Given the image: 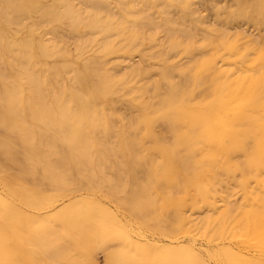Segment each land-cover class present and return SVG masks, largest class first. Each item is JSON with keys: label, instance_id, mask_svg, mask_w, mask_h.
Instances as JSON below:
<instances>
[{"label": "rangeland", "instance_id": "374dc122", "mask_svg": "<svg viewBox=\"0 0 264 264\" xmlns=\"http://www.w3.org/2000/svg\"><path fill=\"white\" fill-rule=\"evenodd\" d=\"M32 1L0 0V212L5 198L29 216L3 239L17 264H108L123 245V264H264L248 234L264 212V0ZM240 78L256 90L224 132L208 107Z\"/></svg>", "mask_w": 264, "mask_h": 264}, {"label": "bare ground", "instance_id": "6f19581e", "mask_svg": "<svg viewBox=\"0 0 264 264\" xmlns=\"http://www.w3.org/2000/svg\"><path fill=\"white\" fill-rule=\"evenodd\" d=\"M244 1V0H243ZM246 1V0H245ZM15 2V1H14ZM243 3V2H242ZM42 5L43 6H45L44 5V3H42V2H40V1H32L31 3H30V5H29V7H28V10L32 13V11H39L41 8H42ZM50 5H53V4H50ZM50 5H49V7H50ZM258 5V3H257V1L256 0H254V2H253V6H257ZM263 5V4H262ZM46 6H48V5H46ZM45 6V7H46ZM238 8V7H237ZM247 9V8H246ZM250 10V9H249ZM248 9H247V11L248 12H251V10L249 11ZM5 11V10H4ZM53 11V10H52ZM234 11H235V9H234ZM240 11V10H239ZM7 13H9V12H7ZM26 13V10L25 9H22V10H20L19 12H18V15H20V16H22V15H24ZM55 13V12H54ZM61 14V13H60ZM233 14V13H232ZM236 14V13H235ZM10 15H12V14H10ZM44 15V14H43ZM46 15V14H45ZM54 16V15H53ZM53 16H51V17H53ZM253 16V15H252ZM251 16V17H252ZM260 16V15H259ZM19 17V16H18ZM17 17V18H18ZM230 17V16H229ZM255 17V16H254ZM254 17H252V18H254ZM27 18V17H26ZM57 18V17H56ZM260 19V18H259ZM258 19V20H259ZM254 20H256V17H255V19ZM13 21V20H12ZM7 23H9V22H7ZM14 23V22H13ZM16 25V24H15ZM19 25V24H18ZM3 30V29H2ZM14 31V30H13ZM14 33V32H13ZM15 34H16V31H15ZM19 39V38H18ZM2 40V39H1ZM8 40V39H7ZM19 41V40H18ZM27 41V40H26ZM1 42V41H0ZM7 42V41H6ZM30 42V41H29ZM0 45H1V43H0ZM77 48V47H76ZM199 63V62H198ZM198 66V65H197ZM201 66V65H200ZM84 69H85V67H84ZM26 70V69H25ZM24 70V71H25ZM80 72V71H79ZM86 72V71H85ZM22 74V73H21ZM34 74V73H33ZM82 74H86V73H82ZM208 74V73H207ZM261 74V73H260ZM23 75V74H22ZM25 75H27V74H24V76ZM201 75V74H200ZM23 76V77H24ZM34 78H35V76H33ZM84 77L86 78V76L84 75ZM33 78V79H34ZM23 79V78H22ZM32 79V80H33ZM26 80V79H25ZM30 80V79H29ZM38 80V79H37ZM82 79H80V81H81ZM85 80V82H87V80L86 79H83V81ZM250 80V81H249ZM31 81V80H30ZM32 82V81H31ZM39 82V81H38ZM82 82V81H81ZM84 82V83H85ZM237 82H238V85H237V87H234V88H232V89H230L229 91H227L226 92V94H225V100L223 101V103L221 104V105H213V104H211L208 108L211 110V114L222 124V128H223V131L224 132H226L227 130H226V127H225V124L223 123V118H222V115H223V113L224 112H227L228 110H232L234 113H238L239 111H240V108H241V105H242V103H243V101L247 98V97H249V95L251 94V93H253L255 90H256V85H257V81L255 80V79H243V78H240V79H238L237 80ZM264 82V81H263ZM212 83V82H211ZM32 84V83H31ZM35 84H37V83H35ZM34 85V84H33ZM223 85V84H222ZM9 86V85H8ZM38 88V87H37ZM207 88V87H206ZM261 88H263V87H261ZM33 89H34V87H33ZM40 89V88H39ZM15 90V89H14ZM29 90V89H28ZM195 90V89H194ZM213 90V89H212ZM27 91V90H26ZM36 91H38V90H36ZM237 91H240L241 92V95H242V99H240L239 100V102L238 103H236L234 106H232L231 108L229 107V104H228V102L230 101V100H232L234 97H235V95H236V93H237ZM42 92V91H41ZM211 92V91H210ZM21 93V92H20ZM191 93V92H190ZM207 93H209V92H207ZM206 93V94H207ZM212 93V92H211ZM3 94V93H2ZM18 94V93H17ZM36 94V93H35ZM34 94V95H35ZM197 95V94H196ZM208 95V94H207ZM0 96H2L1 94H0ZM3 96H4V94H3ZM43 96V95H42ZM210 96V95H209ZM258 96V95H257ZM45 97V96H44ZM211 97H212V95H211ZM6 98V97H5ZM4 98V99H5ZM12 98V97H11ZM39 98H40V96H39ZM264 98V97H263ZM2 99V98H1ZM10 99V98H9ZM26 99V98H25ZM204 99H206V98H204ZM14 100H15V97H14ZM29 100V99H28ZM38 100H40V99H38ZM19 101V100H18ZM58 101V100H57ZM16 102V101H15ZM26 102V101H25ZM219 102V101H218ZM8 103V102H7ZM17 103V102H16ZM15 103V104H16ZM19 103V102H18ZM28 103V102H27ZM26 103V104H27ZM43 103V102H42ZM35 104V103H34ZM59 104V103H58ZM5 105V104H4ZM42 105V104H41ZM46 105V104H45ZM181 105H183V104H181ZM189 105V104H188ZM16 106V105H15ZM18 106H19V104H18ZM28 106V105H27ZM20 107V106H19ZM80 107V106H79ZM78 107V108H79ZM186 107V106H185ZM205 107H207V106H205ZM3 108H5V107H3ZM2 108V109H3ZM29 109V108H28ZM27 109V110H28ZM36 109H38L39 111H41L44 115H45V118H46V116L47 115H50L51 114V112L53 111H51L50 110V108H45V107H38V106H36ZM57 109H59V110H61V107H59L58 108V106H57ZM12 110L13 109H11V107L10 106H6V109H5V112H4V114H6V121L7 122H9V121H12L13 120V118H14V112L12 113ZM32 110V109H31ZM30 110V111H31ZM193 110V109H192ZM192 110H191V112H192ZM195 110V109H194ZM208 110V109H207ZM56 111V110H55ZM176 111H178V110H176ZM202 111H204V110H202ZM245 111V110H244ZM54 112V111H53ZM63 111H61V113H62ZM179 112V111H178ZM181 112H182V110H181ZM198 113H199V111H197ZM55 113V112H54ZM64 113H66V112H64ZM83 113H85L84 111H83ZM195 113H196V111H195ZM182 114V113H181ZM208 114V113H207ZM33 115V114H32ZM67 115V114H66ZM75 115V114H74ZM197 115V114H196ZM199 115H201V114H199ZM18 116V115H17ZM16 116V117H17ZM58 116H59V114H58ZM65 116V115H64ZM68 116V115H67ZM77 116V115H76ZM204 116V115H203ZM209 116V115H208ZM211 116V115H210ZM212 117V116H211ZM231 117V116H230ZM173 118V117H172ZM22 119V118H21ZM47 119V118H46ZM52 119V118H51ZM200 119V118H199ZM210 119V118H209ZM213 119V118H212ZM261 119V118H260ZM67 120H70V119H67ZM56 121V120H55ZM54 121V122H55ZM205 121H206V119H205ZM263 121V120H262ZM48 122V121H47ZM59 122V121H58ZM69 122V121H68ZM72 122V121H71ZM80 122V121H79ZM83 122V121H82ZM202 122V121H201ZM211 122V121H210ZM49 123V122H48ZM52 123V122H51ZM73 123V122H72ZM211 123H213V122H211ZM232 123V122H231ZM243 123V122H242ZM8 124V123H7ZM55 124V123H54ZM60 124V123H59ZM80 124V123H79ZM194 124V123H193ZM234 124V123H233ZM12 125V124H11ZM50 125V124H49ZM61 125V124H60ZM66 125V124H65ZM71 125V124H70ZM85 125V124H84ZM52 126V125H51ZM86 126H87V123H86ZM213 126V125H212ZM243 126V125H242ZM244 126H245V124H244ZM197 127V126H196ZM3 128H5V127H3ZM55 128V127H54ZM71 128V127H70ZM192 128H193V126H192ZM214 128V127H213ZM51 129V128H50ZM212 129V128H211ZM59 130V129H58ZM190 130V129H189ZM215 130V129H214ZM7 131V130H6ZM59 132V131H58ZM62 132V131H61ZM64 133V132H63ZM204 133H206V134H208L209 133V128H205L204 129ZM73 134V133H72ZM86 134V133H85ZM205 134V135H206ZM210 134V133H209ZM208 134V135H209ZM211 134H213V132L211 133ZM22 135V134H21ZM28 135V134H27ZM241 135V134H240ZM258 135V134H257ZM204 136V135H203ZM214 136H215V134H214ZM24 137V136H23ZM205 137V136H204ZM28 138H30V137H28ZM64 138V137H63ZM65 138H66V136H65ZM176 138V137H175ZM14 139V138H13ZM82 140H84V139H82ZM227 141V140H226ZM44 142V141H43ZM190 143V142H189ZM5 144V143H4ZM3 144V145H4ZM38 144H39V142H38ZM253 144V143H252ZM8 145V144H7ZM6 145V146H7ZM43 145H45V144H43ZM203 145V144H202ZM6 146H4V147H6ZM36 145H34V147H35ZM80 146H81V143H80V138H78V136L77 135H74V136H71L70 137V140H69V149H70V151H71V156L72 157H74V153H75V151L76 150H78V148H80ZM1 148H2V146H0ZM10 147V146H9ZM9 147H7V148H9ZM13 148V147H12ZM181 148V147H180ZM205 148V147H204ZM5 149V148H4ZM16 149V148H15ZM34 149H36V148H34ZM81 149V148H80ZM1 150H3V149H1ZM0 150V151H1ZM8 150V149H7ZM9 150H11V148L9 149ZM14 149H12V151H13ZM187 150V149H186ZM17 151V150H16ZM81 151V150H80ZM182 151H184V150H182ZM18 152V151H17ZM36 152V151H35ZM26 153V152H25ZM1 154V153H0ZM13 154H15V152L13 151ZM19 154V153H18ZM28 154V153H27ZM84 154V153H83ZM85 155V154H84ZM87 155H88V153H87ZM7 156H9V155H7ZM6 156V157H7ZM18 156V155H17ZM22 156V155H21ZM24 156H27V155H24ZM10 157V156H9ZM85 157V156H84ZM86 157H88V156H86ZM183 157V156H182ZM23 158V157H22ZM22 158H21V161H22ZM26 158V157H25ZM30 158V157H29ZM91 158V157H90ZM90 158H88V161H89V159ZM184 158V157H183ZM16 159V158H15ZM63 159V158H62ZM76 159V158H75ZM176 158L174 157V159L173 160H175ZM9 160H11V159H9ZM13 160V159H12ZM17 160V159H16ZM25 160V159H24ZM91 160H93V159H91ZM90 160V161H91ZM14 161V160H13ZM20 161V162H21ZM205 161V160H204ZM203 161V162H204ZM7 162H9V161H7ZM194 162V161H193ZM11 163V162H10ZM28 163V162H27ZM85 163V162H84ZM91 163V162H90ZM93 163V162H92ZM91 163V164H92ZM175 163V162H174ZM12 164V163H11ZM53 164V163H52ZM51 164V165H52ZM194 164V163H193ZM54 165V164H53ZM55 166V165H54ZM84 166V165H83ZM173 166V165H172ZM53 167V166H52ZM189 167H191V166H189ZM57 168V167H56ZM55 168V169H56ZM177 168H179V167H177ZM181 169V168H180ZM58 170H60V169H58ZM133 174V173H132ZM193 176V175H192ZM62 178V177H61ZM8 179V178H7ZM136 188V187H135ZM141 188V187H140ZM136 190V189H135ZM12 191L13 192H15V188H12ZM142 191H144V190H142ZM147 191V190H146ZM160 191V190H159ZM19 192V191H18ZM134 194V193H133ZM138 194V193H137ZM147 194V193H146ZM19 195L21 196V197H24L21 193H19ZM147 196H149V195H147ZM135 197H137V196H135ZM150 197V196H149ZM4 200H3V210L0 212V224L2 225V234H0V264H17L18 262H17V259L15 258L16 256H15V254L17 255V250H16V245L15 244H10V243H7V242H5L3 239H4V237H6V235L7 234H11V233H13L15 236H16V230H17V226L19 225V223L22 221V220H27V221H29L28 219H29V216L28 215H25L24 213H22L21 211H19L17 208H13V205H11L10 203H8L7 202V200L5 199V198H3ZM150 200V199H149ZM150 204V203H149ZM139 208V207H138ZM258 208V207H257ZM136 210V209H135ZM61 220H63V219H61ZM249 221L251 222L250 223V226H249V230H248V234L251 236V238H253V239H256V238H260V237H262L263 239H264V236H262V235H264V212H261V211H259V210H250L249 211ZM9 228H11V230L9 229ZM11 232V233H10ZM109 234V233H108ZM110 235V234H109ZM109 238H110V236H109ZM108 238V239H109ZM120 239V238H119ZM124 240V239H123ZM122 243H123V241H122ZM126 243V242H125ZM129 242H127V244H128ZM261 245V244H260ZM142 246V245H141ZM121 247H124V245L123 246H120V250L121 251H119V252H115V251H112L111 250V252H109L108 253V264H123L124 263V257L122 256V254H121V252H122V249H121ZM119 248V247H118ZM129 249V246L128 247H126V249ZM133 248V247H132ZM136 249V248H135ZM139 250V249H138ZM123 251H124V249H123ZM131 251V250H130ZM140 251H142V250H140ZM126 252V251H125ZM128 252V251H127ZM126 252V253H127ZM163 252V251H162ZM166 252V251H165ZM37 253V252H36ZM133 254H136V253H133ZM140 253H138V256H139V261L141 260L140 258V255L142 254H140ZM153 254V253H152ZM160 254V253H159ZM137 255V254H136ZM38 256V255H37ZM41 256V255H40ZM135 256V255H134ZM137 258V257H136ZM145 258V257H144ZM152 258V257H151ZM150 258V259H151ZM156 258V257H155ZM160 258V257H159ZM39 259L40 258H38V261H39ZM153 259V258H152ZM163 259V258H162ZM129 261V258H127L126 259V261ZM155 260V259H154ZM138 261V262H139ZM148 261H149V258H148ZM152 261V260H151ZM157 261H161V260H157ZM137 262V263H138ZM150 262V261H149ZM173 262V261H172ZM30 264H38L37 263V261L35 260V259H31L30 258V262H29ZM152 263H155V262H152ZM44 264V263H43ZM128 264V263H127ZM132 264V263H131ZM251 264H258V263H255L254 261H251Z\"/></svg>", "mask_w": 264, "mask_h": 264}]
</instances>
